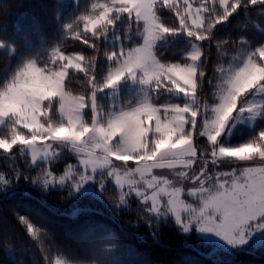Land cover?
<instances>
[{
    "label": "snow or ice",
    "instance_id": "1",
    "mask_svg": "<svg viewBox=\"0 0 264 264\" xmlns=\"http://www.w3.org/2000/svg\"><path fill=\"white\" fill-rule=\"evenodd\" d=\"M55 6L73 10L71 23L63 24L62 16L56 22L92 54L57 45L33 55L28 42L19 50L14 39L0 37V50L13 61L0 77V158L11 162L0 173V196L16 199L12 185L21 180L44 194L67 189V198L100 201L113 187L118 199L110 207L123 211L134 198L154 244L160 239L153 221L171 222L186 238L196 232L205 243L246 251L264 234V28L254 25L258 41L221 40L216 32L256 8L264 20V0H104L83 11L80 0H55ZM182 39L188 50L180 60L163 59L161 49ZM213 46L223 60L210 69ZM76 73L85 83L74 94ZM205 85L213 89L210 99L201 98ZM245 122L249 138L228 143ZM197 137L206 138L205 147ZM65 150L76 163L57 175L51 165ZM18 156L43 167L25 175ZM225 161L235 163L222 170ZM14 215L42 264H115L120 242L114 233L94 247L95 255L81 258L27 215ZM123 251L134 255L126 245Z\"/></svg>",
    "mask_w": 264,
    "mask_h": 264
},
{
    "label": "trees",
    "instance_id": "2",
    "mask_svg": "<svg viewBox=\"0 0 264 264\" xmlns=\"http://www.w3.org/2000/svg\"><path fill=\"white\" fill-rule=\"evenodd\" d=\"M101 1L104 0H80L81 11L85 6L90 7L92 2ZM61 10L62 8L55 6V0H0V37L14 39L19 50H23L25 42H28L33 55L57 45L66 53L91 55L92 50L74 40L71 35L60 34L56 17L60 16ZM259 12L260 9L256 8L232 18L226 25L218 26L217 39H235L240 35H249L258 41L260 32L254 25L264 28V20L259 17ZM73 15V12L67 14V18H63L65 23L73 20ZM244 26H247V32L243 30ZM101 47H104L103 43ZM225 48L229 54L235 51L230 45ZM186 50L188 45L182 39L162 48V58L178 62ZM208 54L211 56L209 68L218 67V61L222 62L223 58L219 57L214 46ZM12 62L11 56L5 50H0V77ZM72 80L73 93L82 91L85 83L83 75L76 73ZM212 91L210 86L205 85L201 98L210 99ZM161 102L169 101L166 97H161ZM260 126L261 124L257 125L258 128ZM247 138L249 137L233 142L232 145L236 146ZM205 139L197 137L200 147L202 144L205 147ZM16 163L22 167L25 175L33 177L43 167H29L30 157L25 160L18 156ZM67 163L74 164L76 160L70 155H62L51 167L57 175H61ZM10 167V161L0 158V173H8ZM12 187L17 188L16 199L0 196V264H42V256L36 243L26 236L25 229L17 222L14 212L27 215L37 227L54 234L58 245L70 248L81 258L95 255L94 247L103 243L109 233H114L120 242L113 250L112 259L115 264H136L137 261L140 264H264V244L243 252L215 248L203 242L196 232L186 238L171 222L164 226L153 221L152 230L158 233L160 239V244H154L134 198L123 211L117 212L110 207L109 201L118 199V190L113 187L108 188L103 201L93 196L67 198V189L44 194L25 180ZM76 209L80 211L74 215ZM125 245L132 249L134 255L123 251ZM85 264L88 262L85 261Z\"/></svg>",
    "mask_w": 264,
    "mask_h": 264
},
{
    "label": "rangeland",
    "instance_id": "3",
    "mask_svg": "<svg viewBox=\"0 0 264 264\" xmlns=\"http://www.w3.org/2000/svg\"><path fill=\"white\" fill-rule=\"evenodd\" d=\"M104 1H101V2H98V3H103ZM94 3V2H92ZM73 12V10H70V9H67V8H63L61 10V13H60V16H62L63 18H67V14ZM74 17V15L72 16ZM72 20H67L66 23L65 21L63 20V24H67V23H71ZM60 26V34L63 35V32H62V24H59ZM249 37L251 40H255V37L254 36H247ZM108 44H112V40L109 39L108 41ZM51 49V48H50ZM50 49H47V50H50ZM44 51V50H43ZM236 54V51H234L233 53L229 54L230 56H233ZM181 57V56H180ZM224 66L226 67L227 65L224 64ZM260 124L259 121L255 122V127L257 128V130L259 129L257 127V125ZM250 135V127H249V123L248 122H245L243 124H238L237 125V128L234 130L233 134L231 137L227 138V142L230 143L232 145L233 142H236V141H241L242 139H244L245 137H249ZM204 147V145L202 144L201 145V148ZM62 155H70L72 157H74L71 153H69L67 150H65L63 152ZM117 163H120V162H117ZM132 163V162H130ZM235 162L234 161H225L223 164H222V170H228L229 167L232 166V164H234ZM227 166V169H225ZM158 175H169V170L167 169H156L154 170ZM99 179V177H98ZM198 235L201 236V234L198 233ZM264 238V234H260V233H257L253 238L252 240L250 241V244L249 246L247 247V249H250V248H253V247H257L259 245H262L261 243H259V241ZM210 244L211 246L215 247V248H221V249H226V250H230L227 246H224L222 244H218V243H215V241L211 242V243H208Z\"/></svg>",
    "mask_w": 264,
    "mask_h": 264
}]
</instances>
